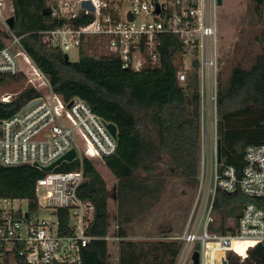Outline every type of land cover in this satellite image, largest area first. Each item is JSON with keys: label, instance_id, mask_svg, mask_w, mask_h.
Instances as JSON below:
<instances>
[{"label": "built area", "instance_id": "obj_1", "mask_svg": "<svg viewBox=\"0 0 264 264\" xmlns=\"http://www.w3.org/2000/svg\"><path fill=\"white\" fill-rule=\"evenodd\" d=\"M2 4L0 0V8ZM215 8L216 0H47L50 18L60 25L39 33L46 50L63 53L79 50L89 37L103 38L107 52L119 57L123 68L134 72L145 64L158 63L160 35L178 36L183 56L182 71L176 75L179 85L185 83L193 61L197 62L198 185L183 230L163 239L179 244L174 264H194L195 252L198 264H228V254L244 264L253 250L264 247V145L246 147L240 171L220 163L216 138L220 70ZM4 28L9 42L0 48V76L24 73L30 87L43 94L25 111L31 102L17 114L0 120V164L30 166L42 176L34 186L35 208L30 209L26 200H0V264H81L83 250L96 240L87 233L94 207L77 194L85 181L83 162L113 155L116 142L107 123L84 102L73 99L64 103L53 93L47 77L25 54L20 38L6 24ZM13 97L3 94L0 102L7 104ZM71 150L75 152L71 162H62L49 172L41 171ZM72 163H76L74 171H56ZM217 191L239 193L256 201L244 205L237 221L227 225L226 234L217 232L219 222L213 213ZM19 202L26 203L25 211L15 205ZM61 212L65 213L63 227L59 222ZM118 240L108 235L105 238L107 242ZM234 241L247 243L243 255L232 246Z\"/></svg>", "mask_w": 264, "mask_h": 264}, {"label": "trees", "instance_id": "obj_2", "mask_svg": "<svg viewBox=\"0 0 264 264\" xmlns=\"http://www.w3.org/2000/svg\"><path fill=\"white\" fill-rule=\"evenodd\" d=\"M259 7L264 0H251ZM13 26L10 31L33 65L43 73L50 88L64 103L78 99L107 124L116 126V152L102 160H84L85 181L77 194L94 207L88 235L96 240L83 250L81 264H108V192L97 169L103 168L116 179L117 226L112 238L117 241V264H174L177 242H132L125 226L159 203L167 175H179L190 188H196L199 175L200 113L197 62L186 74L183 85L176 80L182 71L183 56L178 36H159V61L145 64L139 72L123 68L119 57L105 49V39L92 38L82 43L78 60L66 63L58 49L46 50L39 33L58 24L46 13L47 0H10ZM6 37L0 34V48ZM99 49V56L89 53ZM21 74L0 76V87L22 84ZM18 86V85H17ZM21 88V89H20ZM13 99L0 102V120L10 118L41 92L21 87ZM219 158L223 167L244 165L243 153L250 145H264V47L248 68L234 67L227 80L218 76L217 125ZM167 165L168 174L162 170ZM162 165V166H161ZM76 163L63 164L56 171L70 172ZM42 173L30 166L4 167L0 164V200H26L36 207L35 182ZM250 200L239 193L216 192L213 213L220 234L236 222ZM64 212L59 213L65 226ZM264 264V247L249 255ZM228 264H243L228 254Z\"/></svg>", "mask_w": 264, "mask_h": 264}, {"label": "rangeland", "instance_id": "obj_3", "mask_svg": "<svg viewBox=\"0 0 264 264\" xmlns=\"http://www.w3.org/2000/svg\"><path fill=\"white\" fill-rule=\"evenodd\" d=\"M2 7L0 17V34L6 37L5 44L9 39L5 33L4 24L12 17L10 0H1ZM217 26V46L219 74L222 81L229 78L234 67L248 69L255 61L257 55L264 47V3L259 7L251 0H222L221 5L215 8ZM87 38L83 40H91ZM99 49L90 50L89 53L99 56ZM69 62L78 60V50L70 49L64 53ZM27 70L24 69V72ZM25 81L22 84H6L0 87V96L9 94L15 96L22 87H30L28 77L21 73ZM18 85V86H17ZM20 88V89H19ZM40 91V90H38ZM41 92V91H40ZM41 94H43L41 92ZM214 132V131H213ZM212 132V133H213ZM213 138L215 136L213 135ZM217 138V137H216ZM98 170L106 185L108 192V237L116 230V179L103 168L101 162H97ZM162 166V165H161ZM165 163L163 171L167 174ZM168 168V167H167ZM165 187L161 194L159 203L132 220L125 226L127 240L132 242H161L168 235H178L183 230L194 204L196 188H190L179 175H167ZM22 211L26 210V203H16ZM108 264H117V242H109Z\"/></svg>", "mask_w": 264, "mask_h": 264}, {"label": "water", "instance_id": "obj_4", "mask_svg": "<svg viewBox=\"0 0 264 264\" xmlns=\"http://www.w3.org/2000/svg\"><path fill=\"white\" fill-rule=\"evenodd\" d=\"M217 5H221L222 0H216ZM46 13L48 14V11L46 10ZM14 23V18L10 17L5 21V24L8 26V28H11L13 26ZM64 61L66 63H70L68 60V57L64 54ZM35 102H31L29 103L24 109L23 111H25L27 108H29L30 106H32ZM70 103L68 104L67 107H69ZM108 132L110 133L111 137L115 140L116 139V134H117V130H116V126L114 124H107L106 126ZM218 149H219V141H218ZM75 157V152L73 150L69 151L68 153H66L65 155H63L61 158H59L57 161H55L54 163H52L51 165L44 167L41 169V171L43 172H49L51 171L53 168L59 166L62 162H71ZM262 246H264V243L262 244ZM196 249H198V246H196ZM193 262L194 264H198V254L197 252H195L193 254ZM222 264H226L225 262H223ZM244 264H248V261H244ZM257 264H262L261 262H258Z\"/></svg>", "mask_w": 264, "mask_h": 264}, {"label": "bare ground", "instance_id": "obj_5", "mask_svg": "<svg viewBox=\"0 0 264 264\" xmlns=\"http://www.w3.org/2000/svg\"><path fill=\"white\" fill-rule=\"evenodd\" d=\"M247 243L246 242H242V241H234L232 243V246L234 247V249L236 250V252H238L239 255H243V249L245 247Z\"/></svg>", "mask_w": 264, "mask_h": 264}, {"label": "flooded vegetation", "instance_id": "obj_6", "mask_svg": "<svg viewBox=\"0 0 264 264\" xmlns=\"http://www.w3.org/2000/svg\"><path fill=\"white\" fill-rule=\"evenodd\" d=\"M246 261H248V264H252L251 260L248 259V260H246Z\"/></svg>", "mask_w": 264, "mask_h": 264}, {"label": "crops", "instance_id": "obj_7", "mask_svg": "<svg viewBox=\"0 0 264 264\" xmlns=\"http://www.w3.org/2000/svg\"><path fill=\"white\" fill-rule=\"evenodd\" d=\"M11 12H12V8H11ZM3 21H6V20H3Z\"/></svg>", "mask_w": 264, "mask_h": 264}]
</instances>
